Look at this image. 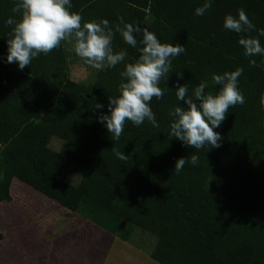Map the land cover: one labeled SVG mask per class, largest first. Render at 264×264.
Masks as SVG:
<instances>
[{"label": "trees", "instance_id": "1", "mask_svg": "<svg viewBox=\"0 0 264 264\" xmlns=\"http://www.w3.org/2000/svg\"><path fill=\"white\" fill-rule=\"evenodd\" d=\"M15 2L0 0V203L10 200L16 180L123 242L134 230L150 235L148 255L158 264H264V56L246 57L238 43L251 36L264 47L258 35L264 0H212L204 16L195 9L205 0H71L70 10L83 22L114 25L123 17L160 42L186 49L160 82L163 98L151 102L159 129L147 121L139 127L127 122L118 142L98 116L108 115L109 99L118 97L124 64L96 71L89 86L67 79L63 43L22 71L8 64L12 29L5 21L19 18L12 12ZM241 8L255 25L251 33L223 27L224 17H236ZM113 49L127 51L124 63L140 54L119 33ZM241 67L238 87L245 102L230 108L214 129L221 146L195 150L170 139L169 113L186 107L176 86L187 83L191 93L206 80V91L215 93L220 86L211 85L212 75ZM97 103L104 107L94 109ZM51 139L60 142L58 150L49 148ZM112 148L129 160H118ZM191 154L199 163H187L177 174L175 162ZM66 162L80 171L75 184L61 178Z\"/></svg>", "mask_w": 264, "mask_h": 264}, {"label": "clouds", "instance_id": "2", "mask_svg": "<svg viewBox=\"0 0 264 264\" xmlns=\"http://www.w3.org/2000/svg\"><path fill=\"white\" fill-rule=\"evenodd\" d=\"M211 6L212 0H205L202 6L195 9V15L204 16ZM71 8V0H16L12 12L19 18L10 16L5 21V25L12 29L7 40V63L17 64L22 71L34 58L47 55L61 47L62 43H67L72 45L76 56L98 72L124 64L119 73V95L109 99V114L99 115L98 122L106 126L116 142L120 141L127 122L139 127L147 121L153 128L159 129L150 105L153 99L163 98L164 89L160 87V82L168 80L172 61L186 52L185 47L162 43L154 33L138 24L126 23L123 17H119V22L114 25L108 20L83 22L82 15L71 11ZM223 27L237 34L255 30V25L242 8L236 17L226 15ZM117 33L129 47L139 48L140 54L134 62L124 63L128 55L126 50L114 51L113 40ZM258 35L264 36V30H260ZM238 43L246 57L264 56L259 38L241 36ZM249 63L256 66L254 59ZM242 73L241 67L222 75L213 74L211 85L220 86L215 93L206 91L210 89L206 80L194 87L191 93L187 83L177 85L176 98L186 107L175 106L170 111L169 115L174 119L170 123L169 138L178 139L195 150L207 147L208 151L220 147L222 137L214 129L221 126L230 108L245 102L238 87V78ZM180 78L181 73L177 75V79ZM103 107L97 103L94 109ZM112 152L120 161L129 160V156L117 148H112ZM199 159L196 154L179 158L174 170L179 174L187 163L196 166Z\"/></svg>", "mask_w": 264, "mask_h": 264}, {"label": "rangeland", "instance_id": "3", "mask_svg": "<svg viewBox=\"0 0 264 264\" xmlns=\"http://www.w3.org/2000/svg\"><path fill=\"white\" fill-rule=\"evenodd\" d=\"M63 49L67 79L89 86L97 70L76 56L71 44L63 43ZM59 146V141L50 140V149L56 151ZM79 176L80 171L74 164H64L62 180L75 184ZM9 191L10 200L0 203V264H52L51 258L58 251L59 264H99L103 251L94 240L97 235L84 227L88 224L80 216L68 213L16 180L11 181ZM51 226H59L62 236L55 240L50 237L57 234L48 230ZM90 235L93 244L88 256L86 240L91 238ZM131 241L146 252H150L154 243L153 237L137 230L132 232Z\"/></svg>", "mask_w": 264, "mask_h": 264}, {"label": "crops", "instance_id": "4", "mask_svg": "<svg viewBox=\"0 0 264 264\" xmlns=\"http://www.w3.org/2000/svg\"><path fill=\"white\" fill-rule=\"evenodd\" d=\"M9 196H10V191H9ZM49 201H51V200H49ZM59 207L62 208L61 206H59ZM67 212L69 213V211H67ZM81 219H83V218H81ZM83 221L88 224L87 226H85L86 224L83 222L85 224V225L83 224L84 227L86 229L90 228L91 233L93 232L95 235H97V237L94 240L96 243H98V245L100 244V249L103 251L102 257L99 260L100 261L99 264H158L149 258V255H148L149 252L144 251L139 245L137 246L136 244H134L131 241L132 233L128 237L127 241L123 242V241L119 240L118 238H116V237L104 232L103 230L99 229L98 227H96L95 225L86 221L85 219H83ZM89 225L94 226V229H93V227H90ZM48 230H51L52 233L57 232L56 235L50 236L54 240L62 236V235H59V226H57L56 228L51 226V229H48ZM41 240H42V235H41ZM90 241H91V245H90ZM42 242L45 243L44 240H42ZM86 243L88 245V256H89V254H90L89 250H91L92 244H93L92 236H91V238H89V240H86ZM86 243L84 242V244H86ZM47 244H48V242H47ZM90 246H91V248H90ZM59 256H60V252L58 251V253H56L51 258L52 264H55L57 262L59 264V261H60ZM62 258H64V257H62Z\"/></svg>", "mask_w": 264, "mask_h": 264}]
</instances>
